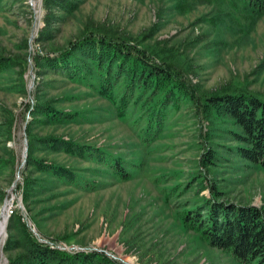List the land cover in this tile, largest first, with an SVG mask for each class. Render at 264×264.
I'll list each match as a JSON object with an SVG mask.
<instances>
[{"label":"rangeland","instance_id":"374dc122","mask_svg":"<svg viewBox=\"0 0 264 264\" xmlns=\"http://www.w3.org/2000/svg\"><path fill=\"white\" fill-rule=\"evenodd\" d=\"M88 34L125 39L152 60L168 61L191 97L167 99L151 119L157 105L150 89L136 88L120 104L44 61ZM0 57V264L19 252L4 249L9 234L22 240L18 228L53 248L97 251L118 264H245L181 217L185 204L209 195L210 184L224 200L264 207V167L228 151L237 144L228 134L236 126L204 105L206 96L225 92L264 101V13L240 0H75L69 9L0 0ZM40 103L76 119L46 120ZM47 136L94 152L52 149ZM110 155L121 159L126 178L110 167ZM44 164L76 172L85 185L53 176Z\"/></svg>","mask_w":264,"mask_h":264},{"label":"trees","instance_id":"16d2710c","mask_svg":"<svg viewBox=\"0 0 264 264\" xmlns=\"http://www.w3.org/2000/svg\"><path fill=\"white\" fill-rule=\"evenodd\" d=\"M240 1L255 15L264 13V0ZM46 2L69 9L75 0ZM56 52L53 56H44V61L50 68L62 72L70 80L93 87L102 96L112 100L116 98L120 104L133 100L136 88L138 93L150 89L148 97L157 105L150 112L151 119L154 115H162L160 110L167 99L177 100L189 95L183 80L174 73L171 63L152 60L148 52L135 48L122 38L106 34L83 35L69 41L66 47ZM4 61L5 58L0 57V69L4 66ZM114 67L118 69H112ZM117 70L120 72L117 73ZM125 70H128V77L122 78ZM115 86L119 88L114 90ZM190 97L191 95L188 96ZM192 100L196 98L193 97ZM204 105L217 108L236 126L237 129H229L228 134L237 144L229 147L228 151L244 161L264 167V101L252 93L225 92L206 96ZM40 107L44 109L46 120L76 119L75 114L63 113L41 103L38 108ZM45 142L52 149L60 147L74 155L78 153L88 156L94 152L86 144L81 145L62 137L47 136ZM96 150L100 153V149ZM203 154L206 156L204 163L214 164L215 152L209 145ZM33 161L39 162L35 158ZM107 161L118 177H127V170L120 158L110 155ZM44 168L49 169L55 177L85 185L76 172L66 167L44 164ZM26 182L24 190L28 192L29 184ZM221 195L218 187L210 184L209 195L204 196L202 201L184 205L182 223L197 231L210 246L228 252L235 260L245 264H264V207L231 202L224 200ZM18 229L24 235L22 240L19 242L16 235L9 234L4 247L5 251L19 250L8 259V264H118L97 251L70 253L53 248L37 241L25 228Z\"/></svg>","mask_w":264,"mask_h":264},{"label":"built area","instance_id":"2783aa9c","mask_svg":"<svg viewBox=\"0 0 264 264\" xmlns=\"http://www.w3.org/2000/svg\"><path fill=\"white\" fill-rule=\"evenodd\" d=\"M12 204L7 203L4 210L6 211L7 215L13 213V208L11 207Z\"/></svg>","mask_w":264,"mask_h":264},{"label":"bare ground","instance_id":"6f19581e","mask_svg":"<svg viewBox=\"0 0 264 264\" xmlns=\"http://www.w3.org/2000/svg\"><path fill=\"white\" fill-rule=\"evenodd\" d=\"M3 228H4V223H3V221H1V223H0V237L3 236V235H1L3 232Z\"/></svg>","mask_w":264,"mask_h":264}]
</instances>
